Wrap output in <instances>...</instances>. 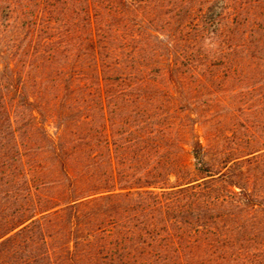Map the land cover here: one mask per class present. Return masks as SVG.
<instances>
[{
	"label": "trees",
	"instance_id": "16d2710c",
	"mask_svg": "<svg viewBox=\"0 0 264 264\" xmlns=\"http://www.w3.org/2000/svg\"><path fill=\"white\" fill-rule=\"evenodd\" d=\"M151 1L63 0L62 10L58 9L61 0L0 3L1 17L19 13L26 28V46L34 54L45 51L47 66L57 70L62 85L59 98L67 118L72 111L90 108L95 90V100L104 105L120 96L127 101L140 87L149 85L147 76L139 82L132 81L133 71L128 64L133 63L134 71L144 73L147 68L143 66H149L142 62L152 43L164 37L144 24L145 4ZM202 1L205 6L199 9L198 18L205 27L199 26L212 43L205 48L207 54L227 51L218 41L227 26V16H232L231 23L236 26L264 22V0H243L239 8H234L235 0ZM252 34L255 51L264 49V23ZM165 48L169 56L165 69L172 70L176 64L173 56L181 55V51L175 49L170 39ZM54 63L59 66L56 68ZM18 94L24 95L22 86L6 90L0 86V113L7 114L9 119L10 101ZM26 102H34L33 96H28ZM153 115L155 120H151ZM153 115L140 128L143 159L138 174L129 172L130 167L115 164L112 146L117 152L124 145L106 133L99 143L108 147L109 158L96 167L94 138L86 114L77 119L73 130L67 120L61 122L57 137L49 141L54 155L50 156L51 169L42 171L36 162L25 160L18 148V165L27 166L22 170L25 173L18 174L28 177L26 195L30 201L1 223L0 244L17 228L14 233L29 229L36 222L45 226L67 220L69 226L64 224V230L73 236L65 242L64 250L72 255L74 264H251V254L230 250L228 234L218 231L223 218L208 216L207 212L217 208L245 213L264 210L256 196L251 195L249 186L240 184L229 171L235 162L249 159L247 155L259 149L233 157H216L207 163L208 149L194 125L172 120L168 109ZM189 133L191 149L185 148L183 141ZM180 153H188L202 167L195 166V172L187 169ZM236 223L232 220V226ZM222 238L226 240L219 243Z\"/></svg>",
	"mask_w": 264,
	"mask_h": 264
},
{
	"label": "rangeland",
	"instance_id": "374dc122",
	"mask_svg": "<svg viewBox=\"0 0 264 264\" xmlns=\"http://www.w3.org/2000/svg\"><path fill=\"white\" fill-rule=\"evenodd\" d=\"M200 1L152 0L145 4L144 24L164 37L152 43L150 53L142 62L149 66H143L147 68L144 73L134 71L133 63L128 64V69L133 71L132 81L139 82L147 76L149 85L140 87L127 101L120 96L104 105L95 100L98 97V90H95L91 107L81 112L72 111L67 118L59 98L62 85L57 70L47 66L45 51L34 54L26 46V28L19 13L9 18L1 17L3 4L0 3V86L3 90L22 86L24 93L10 101L11 119L0 113V226L30 201L26 195L28 177L18 174L27 168L20 162L18 165V148L25 160L36 162L42 171L51 169L50 156L54 155L49 141L55 140L64 120L69 123L70 130L75 129V122L82 114L89 116L96 167L109 158L108 147L99 143L106 133L124 145L117 152L115 145L112 146L115 164L130 167L129 172L138 174L143 159L140 128L151 114L165 109L170 110L172 120L194 125L197 136L208 149L207 163L216 157H233L259 149L247 155L249 159L235 162L229 171L240 184H247L251 195L264 206V49L255 51V35L252 34L264 22L236 26L231 23L232 16H227V26L218 39L227 51L207 54L205 48L212 43L205 30H200L199 25L205 27L201 17L198 18L199 9L205 6ZM241 1L235 0L234 8H239ZM62 2L58 3L59 10L63 9ZM246 5L249 7L250 2ZM59 15L62 17V13ZM244 17L243 13L241 18ZM169 39L182 55L173 56L176 64L172 70L165 69L169 57L165 44ZM57 57L61 59L60 55ZM54 66L59 65L54 63ZM28 96H33L34 102L27 103ZM155 118L153 115L151 120ZM185 137V148L191 149L192 135L189 133ZM180 156L189 170L199 165L188 153H180ZM176 166L179 168L181 162ZM207 215L223 218L218 231L228 234L233 245L230 250L248 252L251 264H264V210L245 213L217 208V211L209 210ZM234 219L237 223L232 226ZM52 222L45 226L36 222L22 232L14 233L18 228L12 231L11 237L0 244V264H74L72 255L68 256L64 250L65 242L73 236L64 230V224L66 228L69 226L68 221ZM223 240L226 239L222 238L219 243Z\"/></svg>",
	"mask_w": 264,
	"mask_h": 264
}]
</instances>
